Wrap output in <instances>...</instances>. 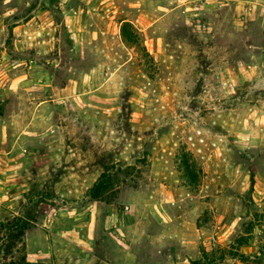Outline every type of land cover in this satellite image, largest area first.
<instances>
[{
    "label": "rangeland",
    "instance_id": "374dc122",
    "mask_svg": "<svg viewBox=\"0 0 264 264\" xmlns=\"http://www.w3.org/2000/svg\"><path fill=\"white\" fill-rule=\"evenodd\" d=\"M17 218L30 264H264V0H0Z\"/></svg>",
    "mask_w": 264,
    "mask_h": 264
},
{
    "label": "trees",
    "instance_id": "16d2710c",
    "mask_svg": "<svg viewBox=\"0 0 264 264\" xmlns=\"http://www.w3.org/2000/svg\"><path fill=\"white\" fill-rule=\"evenodd\" d=\"M123 37L125 42L131 44L126 32ZM103 185V180L98 181L92 192L98 193ZM29 223V220L24 218H17L7 222L0 221V264H30L27 262L25 253V239Z\"/></svg>",
    "mask_w": 264,
    "mask_h": 264
},
{
    "label": "crops",
    "instance_id": "0c3cea01",
    "mask_svg": "<svg viewBox=\"0 0 264 264\" xmlns=\"http://www.w3.org/2000/svg\"><path fill=\"white\" fill-rule=\"evenodd\" d=\"M28 24H30V23H29V22H27V23H26V25H28ZM23 28H25V27L23 26Z\"/></svg>",
    "mask_w": 264,
    "mask_h": 264
}]
</instances>
